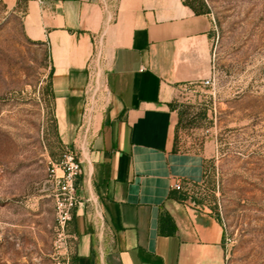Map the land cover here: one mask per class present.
Wrapping results in <instances>:
<instances>
[{
	"label": "crops",
	"instance_id": "crops-1",
	"mask_svg": "<svg viewBox=\"0 0 264 264\" xmlns=\"http://www.w3.org/2000/svg\"><path fill=\"white\" fill-rule=\"evenodd\" d=\"M24 30L48 48L58 129L82 164L71 264H224L221 218L186 193L207 154L176 147L172 107L212 72V16L184 0H30Z\"/></svg>",
	"mask_w": 264,
	"mask_h": 264
},
{
	"label": "rangeland",
	"instance_id": "rangeland-1",
	"mask_svg": "<svg viewBox=\"0 0 264 264\" xmlns=\"http://www.w3.org/2000/svg\"><path fill=\"white\" fill-rule=\"evenodd\" d=\"M29 1L0 0V264H71L50 174L78 151L58 129L48 48L24 30ZM202 1L210 83L182 86L173 103L176 147L207 154L186 193L221 218L224 264H264V0Z\"/></svg>",
	"mask_w": 264,
	"mask_h": 264
},
{
	"label": "built area",
	"instance_id": "built-area-1",
	"mask_svg": "<svg viewBox=\"0 0 264 264\" xmlns=\"http://www.w3.org/2000/svg\"><path fill=\"white\" fill-rule=\"evenodd\" d=\"M210 83L209 79L203 81ZM82 174V164L78 154L66 149L63 159L51 169V181L53 186V198L55 201V212L58 228L65 232L67 223L73 218V211L77 204L76 188L77 180ZM172 188L183 190L184 186L180 179H175Z\"/></svg>",
	"mask_w": 264,
	"mask_h": 264
},
{
	"label": "trees",
	"instance_id": "trees-1",
	"mask_svg": "<svg viewBox=\"0 0 264 264\" xmlns=\"http://www.w3.org/2000/svg\"><path fill=\"white\" fill-rule=\"evenodd\" d=\"M184 3L188 6H190L196 14H207V13H209L206 5L203 3L202 0H184ZM172 107L175 110L174 105H172ZM175 145H176V143H175Z\"/></svg>",
	"mask_w": 264,
	"mask_h": 264
}]
</instances>
